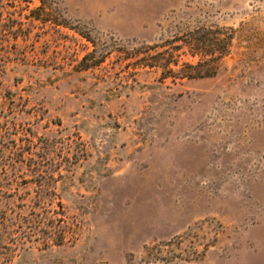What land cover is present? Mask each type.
<instances>
[{
    "label": "rangeland",
    "instance_id": "obj_1",
    "mask_svg": "<svg viewBox=\"0 0 264 264\" xmlns=\"http://www.w3.org/2000/svg\"><path fill=\"white\" fill-rule=\"evenodd\" d=\"M0 264H264V0H0Z\"/></svg>",
    "mask_w": 264,
    "mask_h": 264
},
{
    "label": "trees",
    "instance_id": "obj_2",
    "mask_svg": "<svg viewBox=\"0 0 264 264\" xmlns=\"http://www.w3.org/2000/svg\"><path fill=\"white\" fill-rule=\"evenodd\" d=\"M211 54H207L206 52H201L199 54H195V56L199 57L198 63L195 65L186 64L185 67L190 70V72H182V78H203V77H209L215 74V67L210 64L212 61L211 59H207L206 57ZM221 56V55H220ZM194 57V55H193ZM171 62H169L170 64ZM177 62H172V65H176ZM148 67H152V64H147ZM154 65V64H153ZM165 67V66H164ZM165 68H168L166 66ZM168 71L172 72L171 69ZM64 231L60 230V236H63ZM63 240H60L59 244H61Z\"/></svg>",
    "mask_w": 264,
    "mask_h": 264
}]
</instances>
